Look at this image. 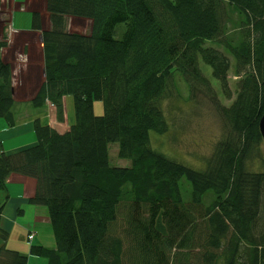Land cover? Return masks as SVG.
Returning a JSON list of instances; mask_svg holds the SVG:
<instances>
[{
    "label": "trees",
    "instance_id": "16d2710c",
    "mask_svg": "<svg viewBox=\"0 0 264 264\" xmlns=\"http://www.w3.org/2000/svg\"><path fill=\"white\" fill-rule=\"evenodd\" d=\"M45 11L44 82L32 107L51 105L61 123L70 97L74 115L64 133L34 120L35 143L0 153V191L13 175L35 184L14 205L19 217L20 204L37 210L25 236L38 240L22 255L0 228V264H264V173L246 169L261 142L264 0H46ZM69 17L90 21L89 33L67 31ZM219 48L243 78L231 105H218L230 138L194 170L153 150L149 133L168 131L176 73L190 93L207 86L199 60L226 92L231 65ZM111 78L121 79L114 103L95 116ZM13 108L12 68L0 57V120L12 124ZM110 144L129 166H110Z\"/></svg>",
    "mask_w": 264,
    "mask_h": 264
},
{
    "label": "rangeland",
    "instance_id": "374dc122",
    "mask_svg": "<svg viewBox=\"0 0 264 264\" xmlns=\"http://www.w3.org/2000/svg\"><path fill=\"white\" fill-rule=\"evenodd\" d=\"M223 1L237 6H244L252 0ZM26 5L28 9H32V5H41V8L37 9L34 13H37L39 16L38 20L41 29H45V25L47 24L45 20H48V14L45 10V12L43 11V0H27ZM1 10L2 8L0 12ZM4 11L5 10H2V13ZM84 22H86L84 19H77L74 17L67 18V31L78 34L89 33L91 24L88 23L84 25ZM41 29L34 30L42 32ZM0 44H4V42H0ZM208 45L213 46L211 43H208ZM219 50L223 51L226 57H229L226 51L220 48ZM229 59L231 69L227 73L228 87L226 88V92H228V98L225 96L226 92H224L220 83L213 78L211 68L204 65L201 60H199L198 67L207 81V86L203 87V89H197L194 90L193 93H190L188 85L181 75L178 73L174 75L172 82L174 90H171L170 93L169 91L167 92V94H169L164 99L163 106L168 131L163 135H157L154 132L149 133L150 145L153 150L194 170H203L205 168L207 161L214 155L218 144L224 142L226 138H230V133L225 125L226 121L220 114L219 106L224 108L229 107L235 100L237 87L243 75L236 73L234 69V60L231 57H229ZM120 80L119 78H111L103 85V99L93 106L95 116H101L105 106L113 105L116 88ZM67 98L69 101L65 104L66 115L67 118L70 117L69 121H72L74 115L72 101L70 97ZM22 116L25 117L26 113L23 112ZM27 123L28 122L25 121L23 124V135L27 134ZM34 140L35 138L33 135H27L18 140V145L29 147ZM108 157L110 166H129L128 160L120 158L117 144L108 145ZM246 169L251 173H264V145L262 140L254 146L251 153L247 155ZM188 188L189 186H186L184 190L186 191ZM0 196L4 198L6 193L0 191ZM9 206L10 205L6 206L5 213L9 210ZM23 210H26V215L24 217H19L17 222L19 226L25 227L27 230L21 234L25 241H18L13 238L7 240L5 245L8 249L15 250L22 255H28L29 246L38 243L35 239H30V241L27 242V237L25 236L26 232L33 231L36 216L33 213V206L24 205ZM28 211L31 213H28ZM28 264H47V261L42 258L31 257Z\"/></svg>",
    "mask_w": 264,
    "mask_h": 264
},
{
    "label": "crops",
    "instance_id": "0c3cea01",
    "mask_svg": "<svg viewBox=\"0 0 264 264\" xmlns=\"http://www.w3.org/2000/svg\"><path fill=\"white\" fill-rule=\"evenodd\" d=\"M26 1H1V8L5 11L2 13L1 10L0 12V42H4L5 47L0 50V57L3 62L9 64L12 68V95L14 102L12 112L14 119L12 124L0 120V153L1 151H6L7 153L25 147L18 145V140L24 136L33 135L32 124L36 119L47 123L49 127L55 129L58 133H64L72 124V121H69L70 117L67 118L66 115L65 104L69 101L67 97L63 99L64 121L61 123L56 121L54 108L50 105L47 104L44 111L40 109L36 110L32 107L31 102L44 82L41 31L34 30L36 26L32 19V13L41 8V5H38L39 7L32 5V9H28ZM45 1L43 0V11L45 10ZM45 21H47L45 29H41L40 27L42 31H47L50 28L49 21ZM84 21H86L84 25L90 23V21ZM23 112L26 113L25 117L22 116ZM25 121L28 122V128H26L27 134L23 135L22 129ZM33 143H35V140ZM34 187L33 181L15 175L11 176L6 182V196L4 198L0 196V207L4 203L6 204L0 214V228L9 234L8 238L10 240L15 238L18 241H25L21 234L27 230L25 227L18 225L19 216L16 209H19V206H15L14 204H17L16 200L30 197L34 191ZM6 197H8V200H5ZM7 205H10V208L5 213ZM23 206V204H20L21 209H23ZM23 212L24 217L26 210H23ZM34 212L36 213L37 210L34 209ZM28 213L31 212L28 211ZM40 213H43V210H40Z\"/></svg>",
    "mask_w": 264,
    "mask_h": 264
},
{
    "label": "water",
    "instance_id": "95a60500",
    "mask_svg": "<svg viewBox=\"0 0 264 264\" xmlns=\"http://www.w3.org/2000/svg\"><path fill=\"white\" fill-rule=\"evenodd\" d=\"M258 129H259V134L261 136V140H262L263 145H264V113L259 120Z\"/></svg>",
    "mask_w": 264,
    "mask_h": 264
},
{
    "label": "built area",
    "instance_id": "2783aa9c",
    "mask_svg": "<svg viewBox=\"0 0 264 264\" xmlns=\"http://www.w3.org/2000/svg\"><path fill=\"white\" fill-rule=\"evenodd\" d=\"M51 106V105H50ZM52 107V106H51Z\"/></svg>",
    "mask_w": 264,
    "mask_h": 264
},
{
    "label": "clouds",
    "instance_id": "9594fccd",
    "mask_svg": "<svg viewBox=\"0 0 264 264\" xmlns=\"http://www.w3.org/2000/svg\"><path fill=\"white\" fill-rule=\"evenodd\" d=\"M26 241H28V240H26Z\"/></svg>",
    "mask_w": 264,
    "mask_h": 264
}]
</instances>
